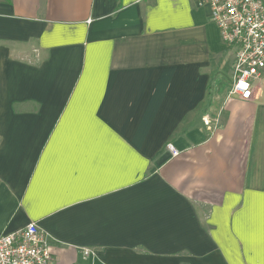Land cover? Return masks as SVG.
Returning <instances> with one entry per match:
<instances>
[{
	"label": "crops",
	"instance_id": "1",
	"mask_svg": "<svg viewBox=\"0 0 264 264\" xmlns=\"http://www.w3.org/2000/svg\"><path fill=\"white\" fill-rule=\"evenodd\" d=\"M232 64L206 0H0V234L36 221L55 264H264V70L243 100Z\"/></svg>",
	"mask_w": 264,
	"mask_h": 264
},
{
	"label": "built area",
	"instance_id": "2",
	"mask_svg": "<svg viewBox=\"0 0 264 264\" xmlns=\"http://www.w3.org/2000/svg\"><path fill=\"white\" fill-rule=\"evenodd\" d=\"M206 3L221 44L233 53L229 93L248 100L253 93V81L264 70V0H206ZM168 149L173 155L178 153L170 144ZM0 264H55L48 237L36 221L0 234Z\"/></svg>",
	"mask_w": 264,
	"mask_h": 264
}]
</instances>
